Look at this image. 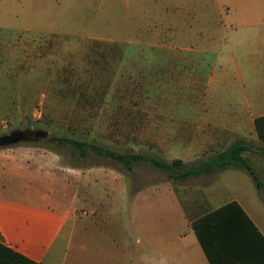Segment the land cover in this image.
I'll use <instances>...</instances> for the list:
<instances>
[{"label":"rangeland","instance_id":"rangeland-1","mask_svg":"<svg viewBox=\"0 0 264 264\" xmlns=\"http://www.w3.org/2000/svg\"><path fill=\"white\" fill-rule=\"evenodd\" d=\"M255 1H0V136L45 134L15 147L51 151L68 180L55 194L69 205L74 197L67 229L75 236L57 244L54 264H109L102 248L113 245L111 237L129 252L140 248L124 217L136 197L100 180L85 184L80 167L125 177L130 195L141 189L140 199L167 176L145 162L128 171L93 153L82 158L50 137L169 162L190 155L179 148H213L197 160L245 139L253 146L246 159L264 160L250 115L258 110L237 60L238 7ZM221 171L172 182L176 189L209 187ZM133 208L140 210L141 200Z\"/></svg>","mask_w":264,"mask_h":264},{"label":"crops","instance_id":"crops-1","mask_svg":"<svg viewBox=\"0 0 264 264\" xmlns=\"http://www.w3.org/2000/svg\"><path fill=\"white\" fill-rule=\"evenodd\" d=\"M240 10L238 7L237 60L238 65L243 64L240 72L247 74L250 84L249 103L258 110L250 114L254 124L255 119L264 116V0L243 4ZM212 149L179 148L193 157L178 159L193 162L195 156ZM249 163L264 184V160ZM56 166L51 151L0 148V242L41 264H54L51 255L57 244L70 242L75 236L67 229L76 213L74 197L73 205H69L55 194L56 187H66L68 181ZM104 174L98 168L83 171L80 167V180L85 184L97 186L100 180L102 186L121 188L130 200L136 197V202L129 201L124 217L132 238L140 245L134 248L137 251L129 252L114 237L108 238L113 245L102 249L109 251V264H264V186L259 189L245 171L225 169L218 182L209 187L180 185L176 189L168 178L157 180L145 189L149 195L142 199L137 197L141 189L130 195L125 177ZM138 200L140 210L133 208ZM234 202L240 209L230 206ZM225 207H229L226 212L212 216ZM194 222L203 233L207 251Z\"/></svg>","mask_w":264,"mask_h":264},{"label":"trees","instance_id":"trees-1","mask_svg":"<svg viewBox=\"0 0 264 264\" xmlns=\"http://www.w3.org/2000/svg\"><path fill=\"white\" fill-rule=\"evenodd\" d=\"M254 128L257 138L261 145L255 150L262 158H264V116H261L254 121ZM48 143L56 144L58 146H69L72 154H79L80 157L86 158L90 153L102 158H108L120 164L123 169L132 171L134 164L145 162L152 167L163 172L169 180L186 181L190 178L209 176L215 174L217 171L225 169H238L245 171L254 181L256 186L261 189L264 184L261 182L259 176L255 173L249 161L243 157V154L248 151H253L252 144L245 139H239L232 143L227 149L212 154L206 157L199 158L193 162H185L181 159H174L167 161L157 156L143 154V153H119L103 147L96 143H87L83 141L74 140L66 137H50ZM230 206L238 207L234 202ZM227 208L216 211L212 216H220L226 212ZM231 208V207H230ZM240 209V208H239ZM242 212V211H241ZM193 227L197 236L207 251V244L203 238V233L198 227V223L194 222ZM0 264H41L35 262L21 253L0 242Z\"/></svg>","mask_w":264,"mask_h":264},{"label":"water","instance_id":"water-1","mask_svg":"<svg viewBox=\"0 0 264 264\" xmlns=\"http://www.w3.org/2000/svg\"><path fill=\"white\" fill-rule=\"evenodd\" d=\"M39 136H45V134L33 130H14L9 134L0 136V148L31 142L36 140Z\"/></svg>","mask_w":264,"mask_h":264},{"label":"flooded vegetation","instance_id":"flooded-vegetation-1","mask_svg":"<svg viewBox=\"0 0 264 264\" xmlns=\"http://www.w3.org/2000/svg\"><path fill=\"white\" fill-rule=\"evenodd\" d=\"M40 133V132H39ZM42 136H39L37 139L41 138Z\"/></svg>","mask_w":264,"mask_h":264}]
</instances>
